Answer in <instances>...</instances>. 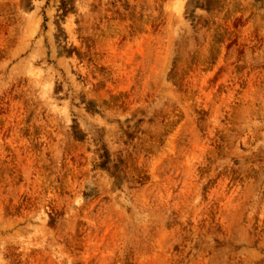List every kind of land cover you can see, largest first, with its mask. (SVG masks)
I'll use <instances>...</instances> for the list:
<instances>
[{
	"label": "rangeland",
	"instance_id": "rangeland-1",
	"mask_svg": "<svg viewBox=\"0 0 264 264\" xmlns=\"http://www.w3.org/2000/svg\"><path fill=\"white\" fill-rule=\"evenodd\" d=\"M257 180L264 0H0V264H136Z\"/></svg>",
	"mask_w": 264,
	"mask_h": 264
},
{
	"label": "bare ground",
	"instance_id": "bare-ground-1",
	"mask_svg": "<svg viewBox=\"0 0 264 264\" xmlns=\"http://www.w3.org/2000/svg\"><path fill=\"white\" fill-rule=\"evenodd\" d=\"M257 190L250 191L248 185ZM264 181L225 192L204 226H172L136 264H264ZM264 191V189H263ZM164 237L166 239L164 240Z\"/></svg>",
	"mask_w": 264,
	"mask_h": 264
}]
</instances>
